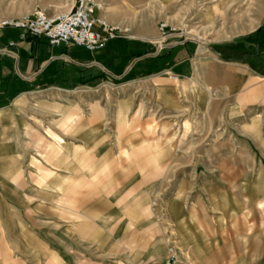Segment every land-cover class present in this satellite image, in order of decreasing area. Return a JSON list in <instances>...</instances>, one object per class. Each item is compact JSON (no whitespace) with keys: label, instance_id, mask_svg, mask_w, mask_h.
Masks as SVG:
<instances>
[{"label":"rangeland","instance_id":"obj_1","mask_svg":"<svg viewBox=\"0 0 264 264\" xmlns=\"http://www.w3.org/2000/svg\"><path fill=\"white\" fill-rule=\"evenodd\" d=\"M71 1L0 0V11L65 12ZM97 1L132 37L163 42L159 25L176 28L163 45L193 42L203 60L264 25V0ZM103 74L21 100V182L30 194L19 210L0 204V264H131L144 249L161 260L169 246L182 248L183 264H264V98L243 111L234 99L213 103L204 77ZM27 123L37 128L30 135ZM84 138L90 146L78 152ZM68 151L84 161L86 180L47 194L53 177L78 176L60 169ZM179 214L195 225L191 242L175 237Z\"/></svg>","mask_w":264,"mask_h":264},{"label":"crops","instance_id":"obj_2","mask_svg":"<svg viewBox=\"0 0 264 264\" xmlns=\"http://www.w3.org/2000/svg\"><path fill=\"white\" fill-rule=\"evenodd\" d=\"M74 4L75 0H72L70 9ZM36 8L43 9L35 5L31 13ZM58 10L59 8L51 10L48 14L59 13L56 12ZM25 13L26 11L19 12L17 9L5 8L0 11V20L20 17ZM97 17L115 23L111 12L107 9L98 12ZM20 34V30L17 29L0 28V204L8 205L12 209L19 210L16 204L21 200V196L24 193L30 194L26 190L29 186L24 188L21 182L23 177L20 135L24 112L20 102L23 98L55 92L62 94L67 91L70 83L80 85L92 80L96 82L97 77L102 76L103 73L105 77L124 80L128 77H151L158 72L161 75L175 74L178 81L181 76H188L190 81L195 82L204 77L205 82L211 87L212 93L209 98L213 103L219 99H234L235 104L243 111L253 108L264 98V25L238 42L236 49L222 46L206 60L198 57V47L194 49L195 43L188 41L173 42L161 49L157 39L136 35L132 38L113 40L105 49L91 53L79 47H53L44 38L21 40ZM228 50L238 52L242 60L235 59L233 55L230 58L226 56ZM203 52V49L200 50L201 54ZM72 53L75 55L73 56ZM203 67L205 74L202 76L199 70ZM164 81L167 79L164 78ZM262 101L259 104L264 105V99ZM41 104L43 108L50 107L48 102L42 101ZM122 113L121 111L120 118L126 121V116ZM27 125L29 129L27 127L25 129L28 130L29 135L32 131H36L35 126L30 123ZM86 131L88 134L87 128H80L83 137L87 136H85ZM55 138L58 145H61V138L57 136ZM84 146L77 149L78 152H86V146H90L86 138H84ZM159 157V155L156 157V161ZM81 159L80 156L72 155L68 151L67 156L62 159L60 169L77 171L78 176L53 177L51 185L47 186L49 191L46 193L64 195L69 192L66 186L72 182L71 180H75L76 177L86 180L85 175H81L80 168L84 167V161L82 164ZM77 163L81 164L76 166ZM83 169L86 171V168ZM93 170L89 168V176L92 175ZM146 191L142 189L139 194L143 195ZM6 195L9 197L7 198ZM144 199L143 197L137 199L138 205L143 206ZM141 217L142 214L139 218ZM173 223L175 237L179 238V243L188 242L184 234L191 242L195 233L193 230L195 225L191 223V219L179 214L174 216ZM167 253L161 260H156L144 249L142 255L134 258L136 261L131 264H164ZM179 253L183 264L181 247Z\"/></svg>","mask_w":264,"mask_h":264},{"label":"built area","instance_id":"obj_3","mask_svg":"<svg viewBox=\"0 0 264 264\" xmlns=\"http://www.w3.org/2000/svg\"><path fill=\"white\" fill-rule=\"evenodd\" d=\"M104 9L105 5L97 0H75L74 6L65 12L49 15L45 10L36 8L31 14L1 19L0 28L20 30L21 40L44 38L53 47H79L94 53L105 49L113 40L132 38L130 29L121 28L105 18L97 17V13ZM159 31L165 42L167 32L172 35L177 30L170 28L168 24H160ZM163 42L160 36L158 43L161 49L165 46ZM171 77L178 81L177 76ZM164 264H181L177 246H169Z\"/></svg>","mask_w":264,"mask_h":264},{"label":"trees","instance_id":"obj_4","mask_svg":"<svg viewBox=\"0 0 264 264\" xmlns=\"http://www.w3.org/2000/svg\"><path fill=\"white\" fill-rule=\"evenodd\" d=\"M263 48H264V46H263Z\"/></svg>","mask_w":264,"mask_h":264}]
</instances>
